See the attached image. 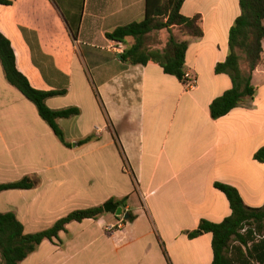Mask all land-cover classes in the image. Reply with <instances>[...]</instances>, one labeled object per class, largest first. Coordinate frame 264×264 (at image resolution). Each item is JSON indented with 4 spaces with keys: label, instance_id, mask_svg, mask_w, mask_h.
Returning <instances> with one entry per match:
<instances>
[{
    "label": "crops",
    "instance_id": "1",
    "mask_svg": "<svg viewBox=\"0 0 264 264\" xmlns=\"http://www.w3.org/2000/svg\"><path fill=\"white\" fill-rule=\"evenodd\" d=\"M0 4V32L10 41L17 69L37 89L67 91L90 72L96 120L83 113L58 119L67 147L39 117L35 106L4 78L0 65V183L25 176L34 186L0 192V212H13L26 232L50 227L77 208L124 199L135 218L105 212L71 221L18 264H210L212 236L188 237L201 219L230 215L214 186H234L250 207L264 204V39L255 87L245 103L213 119L211 101L232 87L216 73L228 54V33L240 14L239 0H184L180 13L200 15L201 37L172 27L186 41L184 71L189 85L155 63L130 64L115 48L132 44L106 38L118 26L140 21L145 0H10ZM76 32L70 35L68 26ZM166 33V34H164ZM161 48L169 32L159 31ZM68 92L46 99L54 109L80 106ZM82 95V92H79Z\"/></svg>",
    "mask_w": 264,
    "mask_h": 264
},
{
    "label": "trees",
    "instance_id": "2",
    "mask_svg": "<svg viewBox=\"0 0 264 264\" xmlns=\"http://www.w3.org/2000/svg\"><path fill=\"white\" fill-rule=\"evenodd\" d=\"M184 0H145L144 17L140 21L131 22L106 32V38L124 42L131 37L133 42L120 53V58L130 64H158L165 73L174 75L184 84L190 79L184 71L186 41H178L171 32L172 27L191 37H201L200 15L192 17L180 13ZM10 0H0V4H10ZM240 14L235 18L228 33V54L224 61L215 65L216 73H226L232 80V87L214 98L209 105L211 118H219L241 104L250 106L255 87L252 84V72L260 64L264 39V0H239ZM70 35L76 38L75 30L68 26ZM166 29L169 35L161 48L159 31ZM0 65L5 80L16 88L20 94L36 108L39 117L50 127L57 139L65 146L72 143L65 139L64 132L57 120L70 118L80 114L78 106L51 108L46 99L67 92V82L59 88L41 90L34 88L26 76L15 64V54L10 41L0 32ZM243 65V67H242ZM90 134L76 142V145L94 139ZM253 158L264 162V146L258 148ZM34 182L25 176L19 180L0 183V192L8 189H27ZM228 200L231 213L220 222L201 219L198 226L186 231L188 237H196L201 233L212 236V261L210 264H264V204L261 207L247 206L238 190L229 184L214 182ZM115 206L126 207L125 200L109 199ZM114 213V209L110 210ZM132 221L135 215L128 211ZM104 213L103 204L74 209L58 218L50 227L36 232H26L16 215L0 212V264H18L32 253L44 239L59 240V232L64 231L71 221L80 222L86 218H96ZM118 217V216H117ZM124 222L126 220L122 219Z\"/></svg>",
    "mask_w": 264,
    "mask_h": 264
},
{
    "label": "rangeland",
    "instance_id": "3",
    "mask_svg": "<svg viewBox=\"0 0 264 264\" xmlns=\"http://www.w3.org/2000/svg\"><path fill=\"white\" fill-rule=\"evenodd\" d=\"M53 1L56 3V5L60 9H62L61 0H53ZM164 34H166V33H164ZM159 37H160V34H159ZM242 67H243V65H242ZM86 74L88 77H85L83 79L84 83H82L81 87L76 86V87L70 89L69 91H67L68 92V94H67L68 99H75V100H78L80 102V106H78V107L80 108V112L83 113V117H82V121H81L83 125L88 124V122H90L91 120H96L95 113L92 112V110L95 107V100H97V98H98L97 94H96L95 86L93 84V80H92L91 75H90V72L86 71ZM67 87L69 88V85ZM79 92H82V95H80ZM92 140H94V139H92ZM83 144H85V143H83ZM123 209L128 211L126 209V207Z\"/></svg>",
    "mask_w": 264,
    "mask_h": 264
},
{
    "label": "water",
    "instance_id": "4",
    "mask_svg": "<svg viewBox=\"0 0 264 264\" xmlns=\"http://www.w3.org/2000/svg\"><path fill=\"white\" fill-rule=\"evenodd\" d=\"M76 143L73 142L72 146H75ZM103 209L105 212H109L110 210L114 209V214L118 217H122L124 220H128L130 217V214L128 211L124 210L122 206H115L112 202H106L103 204Z\"/></svg>",
    "mask_w": 264,
    "mask_h": 264
},
{
    "label": "built area",
    "instance_id": "5",
    "mask_svg": "<svg viewBox=\"0 0 264 264\" xmlns=\"http://www.w3.org/2000/svg\"><path fill=\"white\" fill-rule=\"evenodd\" d=\"M115 48L117 49L118 52H122V51H123V46L120 45V44H119L118 46H116ZM191 83H192V82H191ZM191 83H190V84H191Z\"/></svg>",
    "mask_w": 264,
    "mask_h": 264
}]
</instances>
